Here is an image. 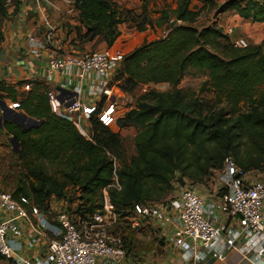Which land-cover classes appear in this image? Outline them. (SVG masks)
Masks as SVG:
<instances>
[{
  "label": "trees",
  "instance_id": "1",
  "mask_svg": "<svg viewBox=\"0 0 264 264\" xmlns=\"http://www.w3.org/2000/svg\"><path fill=\"white\" fill-rule=\"evenodd\" d=\"M200 1L212 10L216 7L215 0ZM224 6L245 23H264V1L228 0ZM19 7L20 0H0V44L3 18ZM76 10L84 30L76 35L78 43L100 42L107 48L117 41L118 26L131 14L110 0H79ZM201 12L191 0H179L171 16L182 24H170L164 37L123 56L115 79L123 94L134 96L138 87L150 84L170 89L135 95V106L117 122L116 133L92 120V142L52 112L44 83L30 81L31 88L24 91L29 81H0V99L38 121L27 130L12 121L1 125L18 144L13 156L21 175L11 197L45 213L52 198L63 199L73 189L75 213L84 219L101 208L104 190L112 210L125 218L136 205L165 202L175 190L173 183L208 185L228 157L242 173L263 171L264 110L255 97L264 85L262 45L236 49L230 43L222 56L215 53L212 47L228 37L214 24L194 27ZM142 24L135 27L139 33L148 22ZM189 69L207 73L197 92L178 88ZM128 130L134 135L123 136ZM125 143L132 146L130 157ZM108 154L119 163L120 191L108 188L113 171Z\"/></svg>",
  "mask_w": 264,
  "mask_h": 264
},
{
  "label": "built area",
  "instance_id": "2",
  "mask_svg": "<svg viewBox=\"0 0 264 264\" xmlns=\"http://www.w3.org/2000/svg\"><path fill=\"white\" fill-rule=\"evenodd\" d=\"M78 3L79 0H20V7L26 9V17L34 20L35 33L29 34L26 41L31 57L44 62L43 83L49 85L60 72L76 76L79 80L74 90L66 91L71 94L48 90L52 112L70 121L84 139L92 142V131L83 128L81 120L85 119L90 124L94 120L108 129L117 125L119 100L124 94L115 79L124 55L109 49L78 55L60 46L57 34L68 21L67 15H77ZM169 24L175 26L182 23L170 19ZM230 43L236 49L249 46L241 38ZM83 84H86L89 95L101 99L99 112L94 116L84 111L81 105L79 97ZM30 88V81L22 87L23 90ZM108 158L113 166L108 188L120 191L117 178L119 163L112 155L108 154ZM214 176L217 177L218 191L227 194L226 208L231 226L228 223L214 225L206 216L208 210L200 193L185 182L183 186L173 183L175 190L163 203L134 206L132 217L138 222L146 220L159 227H169L174 236V246L184 252L190 251L192 243H198L219 261L224 260V253L229 250L245 258L254 253L257 259H262L264 181L249 180L248 173H242L230 157L225 159L222 169ZM102 195L101 208L84 219L75 213L76 200L56 210L53 223L40 219L47 250L35 264H123L127 251L123 240L115 232L119 216L110 207L104 190ZM0 211V260L9 263L21 247L19 240L23 237L25 226L31 225L29 211L6 193H0ZM32 211L36 212V209L32 208ZM137 226V223L131 225L132 228ZM192 259L195 262L199 256L193 255Z\"/></svg>",
  "mask_w": 264,
  "mask_h": 264
},
{
  "label": "crops",
  "instance_id": "3",
  "mask_svg": "<svg viewBox=\"0 0 264 264\" xmlns=\"http://www.w3.org/2000/svg\"><path fill=\"white\" fill-rule=\"evenodd\" d=\"M110 1L119 5L116 0ZM223 5H225V3ZM63 8L67 7L63 5ZM230 12L234 14V19H236L238 23L242 21L235 11L230 10ZM26 13L27 11L23 7H19L15 13L10 9L1 23L3 41L0 44V81L9 85H18L19 83L27 81L44 82V62H39L31 57L26 41L29 34L32 32L35 33L34 20L29 16L26 17ZM67 16L69 24L66 34L69 40H72L73 44H76L77 48L79 46L76 37L77 32H83L84 30L81 28L76 14H69ZM234 25L236 24H230V22L225 24L224 28L228 29L226 32L231 33L234 31V33L238 34L237 38L244 39L249 46H258L264 40V34H261V32L264 31V23L250 24L242 21V24H239L240 28L237 29L236 32ZM230 33H228V35H230ZM61 37L62 34L58 33V43H60L59 39ZM230 37L231 36H229V38ZM117 42H119V39H117ZM91 44L93 45L95 42ZM96 48H99V51L105 49L117 52L121 51L117 49L116 43H114L111 48H107L104 43H100ZM78 81L76 76H68L60 72L54 77L53 82L47 85V88L49 91L53 92H56L57 89L60 88L71 92L77 86ZM127 96L128 95L124 94L122 100H119L118 121L123 118L128 110L133 108L128 103ZM79 98L84 111L92 113L93 116L99 112L101 99L97 96L89 95L86 91V84H83ZM81 126L88 132L92 131L91 124L85 119L81 120ZM111 130L117 132V125L112 127ZM252 172L248 173V179L254 181L249 177ZM211 184L212 183L208 184L207 188H204L203 193L198 190L208 210L206 216L216 226H224L227 225V223L231 226L226 208L227 194L225 191H218V188ZM213 187L214 189H212ZM64 199L65 197L60 200L52 198L49 201L48 210L45 213L37 210L36 212L32 211L34 207L31 206L30 203H27L25 207L29 211L28 217L31 225L25 226L23 237L19 240L21 247L19 250L15 251L9 263L2 260H0V262L3 264H24V262H26V264H35L38 262L45 255L47 250V240L43 235V228L39 225L40 219H45L47 222L53 223L55 211L67 204ZM154 226L160 230V238L162 240V248L160 251L162 252V256L154 259L151 255H147L146 257L136 259L127 254V258L123 264H262L264 260V257L262 259H257L254 253H249L245 258L238 252L229 250L224 253V260L219 261L212 257L211 253L204 250L198 243H192L190 251L184 252L174 246V236H172L169 227ZM193 255L199 256V259L195 262L192 259Z\"/></svg>",
  "mask_w": 264,
  "mask_h": 264
},
{
  "label": "rangeland",
  "instance_id": "4",
  "mask_svg": "<svg viewBox=\"0 0 264 264\" xmlns=\"http://www.w3.org/2000/svg\"><path fill=\"white\" fill-rule=\"evenodd\" d=\"M119 3V6L125 11L130 12L131 14L125 18V22L121 23L118 26L120 36L119 42L116 43V47L120 53L126 55L130 53L135 48L141 46L143 43H148L160 39L165 36L167 31L172 27L169 24V19H172L171 13L176 8L177 2L179 0H116ZM228 0H215L216 7L211 9L204 7L200 0H191V6L202 10L199 19L193 24L194 27L200 29L205 26L214 24L216 27L222 29L223 33L227 35V40H219L213 47L212 50L221 55L225 51L227 46H230L231 40H235L238 34L232 31L230 35L225 27V24H236L235 32L240 28L239 24L234 19V14L230 10H225L223 5ZM258 1V0H257ZM264 1V0H261ZM221 5V6H220ZM134 15V18H133ZM138 16V17H136ZM136 17V18H135ZM147 21L148 25L145 27L144 31L139 33L135 30V27L142 26L143 22ZM68 21L64 23L63 30L59 33L62 34L60 40V46L67 50H73L78 55H87L94 52H98L100 42L95 44H83L76 48V44H73L72 40H69L66 30L68 29ZM64 32V33H63ZM78 34V32H77ZM264 34V31L261 32ZM229 36H231L229 38ZM261 37V36H260ZM264 51V40L260 43ZM82 46V47H81ZM259 46V45H258ZM249 47V46H248ZM253 47V46H251ZM208 79L207 73H198L195 70L189 69L183 76L178 88L182 90H191L197 92L203 82ZM120 87V85L118 86ZM170 87L167 84L153 85L138 87L135 95L144 93L145 91L153 90L156 92L164 93L167 92ZM27 91V90H24ZM135 95H128V103L134 107L135 106ZM256 99H261L260 102L261 108L264 110V85L260 86L255 94ZM123 98V97H122ZM121 98V100H122ZM4 101V100H3ZM9 108H15L9 101H4ZM18 112V111H17ZM1 115V114H0ZM116 133L115 130H112ZM128 133L131 136L134 135L132 130L122 132L123 136ZM126 144V156L130 157L132 154V146L130 143ZM19 162L13 156V147L10 143L8 136L4 131L0 129V193H6L12 195L17 188L18 181L20 180V169ZM250 179L254 181H264V170L263 171H253L249 175ZM217 177L214 176V179L210 183L214 187L218 188ZM209 183V184H210ZM197 191L201 193L204 192V188H207L206 185H193ZM214 187L212 189H214ZM212 191V190H211ZM76 191L71 189L68 190L65 194V201L69 203H74L76 200ZM25 202V199H23ZM27 200V199H26ZM28 202H26L27 205ZM70 205V204H69ZM137 223L138 226L132 228L131 225ZM116 234L121 237L126 247L127 253L129 256L136 259L146 257L151 255L154 259L162 256L160 249L162 248V240L160 238V230H158L152 223H148L146 220L137 221L132 217V215L119 218V224L116 228ZM0 264H3L0 262Z\"/></svg>",
  "mask_w": 264,
  "mask_h": 264
},
{
  "label": "water",
  "instance_id": "5",
  "mask_svg": "<svg viewBox=\"0 0 264 264\" xmlns=\"http://www.w3.org/2000/svg\"><path fill=\"white\" fill-rule=\"evenodd\" d=\"M60 93H68L62 89H57ZM71 94V93H68ZM0 128L2 123L12 121L16 126L22 130H27L29 128H34L38 125V121L28 118L21 112H17L15 108L7 107L6 103L0 99ZM10 143L15 152L18 150V144L15 142L14 138L10 140ZM183 186V183H181Z\"/></svg>",
  "mask_w": 264,
  "mask_h": 264
}]
</instances>
